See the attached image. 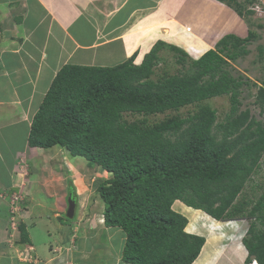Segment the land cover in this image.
<instances>
[{
    "label": "trees",
    "instance_id": "obj_1",
    "mask_svg": "<svg viewBox=\"0 0 264 264\" xmlns=\"http://www.w3.org/2000/svg\"><path fill=\"white\" fill-rule=\"evenodd\" d=\"M229 1L223 0L243 17V4L255 0ZM256 37L253 31L244 37L226 33L216 48L195 59L158 40L139 64L134 55L112 66L65 64L53 78L31 119L28 143L57 145L112 173L96 190L105 224L125 234L123 262L191 264L196 259L205 239L185 231L186 216L172 207L179 200L217 220L253 218L242 238L246 261L264 264V192L254 198L246 191L264 155V120L239 109L240 87L250 81L224 68L247 53L243 45ZM163 47L174 51L182 69L152 78ZM254 85V102L264 114V80ZM221 95H228L231 105L216 122L215 109L204 101ZM187 105H195V111L149 120ZM123 112L142 117L127 121ZM67 193L76 200L70 179Z\"/></svg>",
    "mask_w": 264,
    "mask_h": 264
},
{
    "label": "crops",
    "instance_id": "obj_2",
    "mask_svg": "<svg viewBox=\"0 0 264 264\" xmlns=\"http://www.w3.org/2000/svg\"><path fill=\"white\" fill-rule=\"evenodd\" d=\"M177 1L0 0V87L3 86L2 88L6 89L7 86L9 91V97H0V142L4 144L3 146L8 147L19 131L27 134L31 119L59 69V65L64 63L96 67L112 66L126 61L132 55H134L135 64H139L150 50L152 43L161 34L166 35L168 32H173L166 27L168 25L162 22L167 18L166 24H168L169 21L176 19L171 15V8L180 6L182 2ZM187 4V2L183 3L185 6ZM223 6L224 11L229 10L233 16L240 18L229 6ZM189 22L194 23V19H190ZM185 27L187 28V25L182 26V28ZM188 28L191 31L194 30L192 27ZM175 32L179 31L174 30ZM22 90H25L24 95ZM13 126H17L19 131L16 132ZM27 142L26 140L25 144L21 142V146L18 147L21 149L16 150L12 156L5 155L0 150V196H2L1 192H12L13 196L19 193L15 198L25 197L28 201H45L41 191L53 189L49 182L51 179L56 180L60 177V169L53 168V171L58 173H51L50 176L44 175L45 179L41 180V171H38V168L36 172L30 173L20 161H23L34 150L38 152L41 149L46 156L49 155L47 152L50 150L53 154L57 150L55 146L42 148L31 146ZM59 148L62 149V147ZM68 156L72 163L75 159L83 157L71 154ZM9 159L12 161L8 162ZM52 185L54 187V184ZM58 187L55 185V188ZM172 207L186 216L185 231L202 235L205 238L198 256L191 264H247V251L242 241L224 240L221 236L234 229L228 228L220 231L203 229L202 223L205 220L198 219L200 216L198 211L201 210L186 206L179 200H175ZM210 220L215 226L221 224L213 218ZM190 221H193L194 227L187 229L188 225H191ZM195 221L198 224H194ZM53 222L54 228L59 229V222L55 223L56 219ZM103 228L113 243L112 247L105 248L106 251L111 250L113 255L108 264H129L121 259V251L125 242L122 229L118 226L107 225ZM48 235L49 233L45 234V236ZM115 236L119 240L114 243ZM44 242H42L44 247L38 248L36 239L32 238L27 241L26 244L30 250L27 252L31 253L30 257H33V262L16 261L11 264H91L95 260L92 254L96 247L90 246L79 251L82 247L74 245V247H69L67 252L61 251L57 254L54 253L57 249L48 250L49 246ZM75 250L79 251L77 255Z\"/></svg>",
    "mask_w": 264,
    "mask_h": 264
},
{
    "label": "rangeland",
    "instance_id": "obj_3",
    "mask_svg": "<svg viewBox=\"0 0 264 264\" xmlns=\"http://www.w3.org/2000/svg\"><path fill=\"white\" fill-rule=\"evenodd\" d=\"M242 1L238 0V2ZM177 2L182 3L179 4V7L171 8V15L173 17L175 16L176 19L169 21L168 24H166L167 18L162 22L164 25H168L166 27L173 30V32H168L166 35L161 34L156 41L162 40L167 44L181 47L187 52L188 59H195L206 50L216 48V43L226 33H233L240 37L246 36L248 31L255 33L257 37L248 42V44L243 45L248 52L238 56L235 60H228V64L224 68L233 76L242 75L243 80L246 78L249 79V83L243 81L240 87V93L238 95L240 101L239 109L243 110L248 108L254 119L264 120V114L260 112L259 106L254 102L257 91V86L254 83L260 84L264 80V0H255L249 3L250 5L247 2L244 3L242 6L244 15L243 17L239 16L240 18L233 16L229 10L224 11L222 9L224 7L223 5L228 4L223 2V0H178ZM184 2L188 4L185 6L183 5ZM247 10H252V12L247 14ZM167 16L169 17V15ZM190 19H194V23H190ZM184 25H187V28H182ZM188 27H192L194 30L191 31ZM174 30H178L179 32L174 33ZM154 43H152L151 47ZM260 48H263L261 56ZM157 54L161 58V61L154 67L152 78H155L162 71L172 74L182 69L181 64L175 61L173 50L163 47L158 50ZM134 59L133 63H135ZM63 64L59 65L60 67L56 74L63 67ZM48 80L50 82V79ZM2 87H0V97H9L7 86L6 89ZM22 93L24 95L25 90H22ZM205 103H208L215 109L216 122L223 121L231 105L228 95L212 97L205 100ZM195 109V105H187L177 111H167L155 116L150 115L149 120L162 121L166 117L177 114L183 116L188 113H193ZM141 117L142 115L137 113H122V118L127 121H133ZM13 127H15L16 132L19 131L17 130V126ZM10 129L14 128L10 127ZM7 130L9 131V129ZM2 131L7 132L6 130ZM16 134L17 136L12 139L8 147H4V144L0 142V150L5 155L12 156L16 150L21 149V147L18 148L21 146V142L25 144V140L28 141L29 131H27V134L21 131ZM54 146L57 150L55 154L51 150H48L49 152L47 153L49 155L46 156L43 150L40 149L38 152L34 150L23 161H20L22 162L21 165L27 167L26 171L29 170L30 173L36 172V168H38V171H41V180L45 179L44 175L50 176L51 173H58L55 170L53 171V168L57 167L60 169V177H57V181L51 179L49 182L51 188L54 189L55 185L59 187L50 191H41L42 198L45 201H28L25 197L15 198L19 193L13 196L11 195L12 192H1L0 264H11L16 261L23 263L25 261L33 262V257H30L32 256L31 253L27 252V250H30L28 244H26L32 238L36 239V246L38 248H43L44 244L42 242L46 241L44 243L49 246L47 247L48 250L57 249L54 252L57 254L58 252L66 251L69 247H74V245L82 247L79 251L90 246L96 247L92 254L95 260L91 264H108L110 257L113 256L111 250L106 251L105 249L112 247L113 243L103 228L106 225L102 219L103 201L96 190L99 184L108 183L109 179L112 178V173L103 170L96 163H89L83 157H79L78 160L75 159V162L72 163L68 158L70 152L67 149H61L57 145ZM10 161L12 159L8 160V162ZM67 179H70L75 187L77 201L75 213L72 218H66L65 216L67 210L66 198L68 195ZM249 179V183H246V191L250 197L256 198L264 192V155H262L258 166L251 173ZM52 184H54V187ZM42 185L44 184L42 183ZM41 187L44 188V186ZM248 206H251V204H248ZM198 213L201 216L198 219L201 218L206 221L202 223L203 229L213 230L212 228L215 227V224H212L211 218L201 211H198ZM55 219V223L59 222V229L54 228L53 221ZM250 221L255 220L253 218H246L242 222L241 229L235 228V230L224 233L221 236L224 240H241V236L243 233L245 235V229L248 228ZM190 224L187 229L194 227L192 225L193 221H190ZM194 224H198V222L195 221ZM255 224L258 228L260 227L256 222ZM46 233H49V235L45 236ZM118 236H120L119 233ZM118 240L117 236H115L114 243ZM221 246L223 247L224 244ZM243 246L247 251L246 246L244 244ZM79 251L77 252L75 250L74 252L77 255ZM34 260H36L35 257Z\"/></svg>",
    "mask_w": 264,
    "mask_h": 264
},
{
    "label": "clouds",
    "instance_id": "obj_4",
    "mask_svg": "<svg viewBox=\"0 0 264 264\" xmlns=\"http://www.w3.org/2000/svg\"><path fill=\"white\" fill-rule=\"evenodd\" d=\"M244 1V0H243ZM250 5V4H249ZM226 6H228V5H226ZM230 7V6H229ZM233 11H235L232 7H230ZM235 13H237L236 11H235ZM238 15V14H237ZM239 16V15H238ZM67 203V202H66ZM76 204H77V201H76ZM76 206V205H75ZM74 213H75V209H74ZM205 213V212H204ZM207 214V213H206ZM208 215V214H207ZM66 216V215H65ZM74 216V215H73ZM102 216H103V214H102ZM209 217H211L210 215H208ZM67 218V217H66ZM212 218V217H211ZM102 219H103V221H104V218L102 217ZM214 219V218H213ZM244 219H246V218H240V219H238V218H232V219H226V220H217V219H215V220H217V221H220V225L218 224V226L216 227H213L212 229H215V230H217V231H220V230H222V229H228V228H231V229H234L235 230V228H239V229H241L242 228V222L244 221ZM247 223V222H246ZM249 227V226H248ZM247 230H248V228H246L245 229V232L247 233ZM246 233H245V235H246ZM198 235V234H197ZM244 235V233H243V235L241 236V241H242V238L245 236ZM202 236V235H201ZM204 237V236H203ZM205 239V238H204ZM205 242V241H204ZM243 243V242H242ZM204 244V243H203ZM247 255H248V251H247ZM257 263V261L254 259V258H252L251 259V261L249 262V263H247V264H254V263ZM258 264V263H257Z\"/></svg>",
    "mask_w": 264,
    "mask_h": 264
},
{
    "label": "water",
    "instance_id": "obj_5",
    "mask_svg": "<svg viewBox=\"0 0 264 264\" xmlns=\"http://www.w3.org/2000/svg\"><path fill=\"white\" fill-rule=\"evenodd\" d=\"M67 202V210H66V217L67 218H72L74 215V209L76 205V200L72 197V195L69 193L66 198Z\"/></svg>",
    "mask_w": 264,
    "mask_h": 264
},
{
    "label": "bare ground",
    "instance_id": "obj_6",
    "mask_svg": "<svg viewBox=\"0 0 264 264\" xmlns=\"http://www.w3.org/2000/svg\"><path fill=\"white\" fill-rule=\"evenodd\" d=\"M254 264H257L256 262Z\"/></svg>",
    "mask_w": 264,
    "mask_h": 264
}]
</instances>
